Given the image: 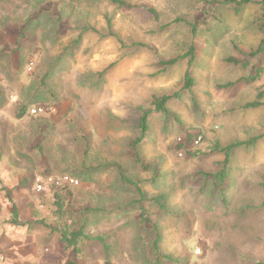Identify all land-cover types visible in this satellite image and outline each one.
Listing matches in <instances>:
<instances>
[{
  "label": "rangeland",
  "instance_id": "obj_1",
  "mask_svg": "<svg viewBox=\"0 0 264 264\" xmlns=\"http://www.w3.org/2000/svg\"><path fill=\"white\" fill-rule=\"evenodd\" d=\"M125 1L136 8L0 0V264H157L140 194L120 180L116 165L147 199L168 197L170 212L143 203L172 257L163 264H264V140L233 154L226 200L202 190V174L216 173L225 160L213 153L216 145L264 134V107L244 108L264 90V55L249 56L262 39L260 0L241 14L198 0ZM108 20L118 38L91 32L73 47L87 25L107 33ZM192 49L195 87L170 105L173 117L149 118L142 150L159 170L153 185L154 174L134 165L128 145L153 99L182 90ZM258 74L252 84L218 88ZM38 105L44 112L33 114ZM48 171L79 182L63 186L73 194L62 218L57 188L37 190ZM15 208L24 226L10 223ZM81 230L92 240L68 248L64 237Z\"/></svg>",
  "mask_w": 264,
  "mask_h": 264
},
{
  "label": "trees",
  "instance_id": "obj_2",
  "mask_svg": "<svg viewBox=\"0 0 264 264\" xmlns=\"http://www.w3.org/2000/svg\"><path fill=\"white\" fill-rule=\"evenodd\" d=\"M199 2H208V3H218L223 6H228L231 7L236 14H241L244 10V8L250 4L253 3L252 0H198ZM112 6H116L118 8H129V9H135L136 6L125 1V0H107ZM259 7H260V18L257 21V28L259 32L261 33L262 39L261 42L257 48L256 51H253L252 53L249 54L251 57H257L264 55V0L259 1ZM150 12L156 16V12L154 9H151ZM81 33L78 37V39L75 41L74 48L79 46L82 41V36L88 33H95L98 34L100 38H118V35L113 31L112 23L111 20H108V30L107 33L103 34L101 31L95 29L94 27H89L87 25L84 27L82 30H80ZM190 63L188 66V70L185 75V82L182 90L178 93H175L174 95H166V96H161L158 98H154L152 101V110L151 111H144L142 112V116L139 121V136L137 139L134 141L130 142L128 145V149L130 151V154L132 155V162L134 165L139 169V170H144L145 172H152L154 174V179L150 182L151 184L155 185L156 181L159 176V170L158 168L153 164V163H148L146 160L142 147L145 143L146 137L148 133L150 132V125H149V118L150 115L152 114H158L162 115L164 118L169 119L173 117V113L170 110V105L176 101V100H181L183 98L184 93H190L192 89L195 87V79L191 73V68L194 64L195 61V56L193 49L190 51ZM179 58L172 59L168 62H163L161 63L162 66H173L179 62ZM227 62L235 64L236 66H242L245 67L246 65L239 62L238 60L230 57L227 59ZM112 68V67H111ZM109 70V69H108ZM107 70V71H108ZM107 71L101 74V77H103ZM259 78V74L254 77L242 79L240 81H237L236 83H229L226 85H220L218 87L219 89L222 90H227L232 88L233 86L240 84V83H247V84H252L253 82L257 81ZM3 94V90L0 86V96ZM62 100V99H60ZM58 100V101H60ZM37 107H40L39 105ZM264 107V90L260 91L257 94V97L255 101L248 103L245 105V109L248 110H258L260 108ZM26 110L23 109L22 111L19 112L18 118L22 119L26 115ZM264 140V134L256 136L249 141H243V142H237V143H232L228 145L227 147H220L219 145H216L213 149V153H220L223 154L225 157L224 162L222 163V168L217 171L216 173H206L202 174V176L205 178V185L203 186L202 190H206L207 188L212 189L213 193H220L221 197L223 200H226V189L228 185L231 183V159L233 154L240 149H250L255 146H257L260 142ZM119 168V176L120 180L125 183L127 186L135 187L139 194H140V200L136 201V203L139 204L140 210H142L143 216H142V224L146 226L148 223L152 225V232L156 235L155 240L153 242V247L155 250V259L157 264H163L164 261H171L172 257L165 255L163 251L160 248V244L162 242V235L161 231L159 229V226L156 222L150 221L149 220V214H148V209L143 205L144 201H149L151 204H153L160 212H170L169 210V202H168V197L166 195H157L153 196L149 199L146 198V193H144L140 187L139 181H134L130 179L126 173L125 170L121 168L120 165H116ZM92 169H82L80 170L81 173L89 172ZM49 174L53 175L55 172H50L48 171ZM65 174V173H64ZM58 193L55 195V205L57 206V216L62 218L65 215V199L66 195L68 194H73L71 189L69 187H60L57 188ZM10 223L13 226L16 227H21L24 226L22 222L19 221L18 219V211L15 208L14 213L12 215V219L10 220ZM92 239L87 236L82 230L74 233L70 238L64 237V241L67 242L68 248H75L77 249L78 245L81 243L84 246H87L89 242ZM102 244H104L103 239H98ZM107 250L109 249L108 247L106 248ZM104 264H112L109 260H107Z\"/></svg>",
  "mask_w": 264,
  "mask_h": 264
},
{
  "label": "built area",
  "instance_id": "obj_3",
  "mask_svg": "<svg viewBox=\"0 0 264 264\" xmlns=\"http://www.w3.org/2000/svg\"><path fill=\"white\" fill-rule=\"evenodd\" d=\"M44 112L43 108L37 107L32 110L33 114H39ZM79 182L69 176H54L51 174H45L36 179L37 190L42 191L46 187V185H53L56 188H60L63 186H75L78 185Z\"/></svg>",
  "mask_w": 264,
  "mask_h": 264
}]
</instances>
